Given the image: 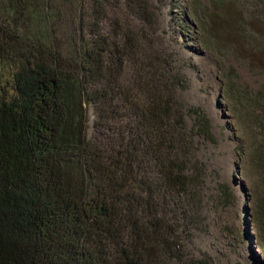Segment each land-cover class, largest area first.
Returning a JSON list of instances; mask_svg holds the SVG:
<instances>
[{
  "label": "trees",
  "instance_id": "16d2710c",
  "mask_svg": "<svg viewBox=\"0 0 264 264\" xmlns=\"http://www.w3.org/2000/svg\"><path fill=\"white\" fill-rule=\"evenodd\" d=\"M156 9L0 0V264H212L186 250L206 166Z\"/></svg>",
  "mask_w": 264,
  "mask_h": 264
},
{
  "label": "rangeland",
  "instance_id": "374dc122",
  "mask_svg": "<svg viewBox=\"0 0 264 264\" xmlns=\"http://www.w3.org/2000/svg\"><path fill=\"white\" fill-rule=\"evenodd\" d=\"M150 1L154 41L185 82L178 94L206 166L186 250L212 264H264V3ZM191 108L209 119L210 138Z\"/></svg>",
  "mask_w": 264,
  "mask_h": 264
}]
</instances>
